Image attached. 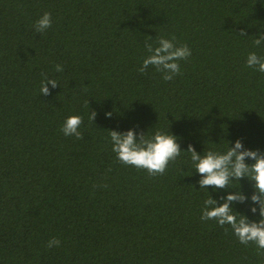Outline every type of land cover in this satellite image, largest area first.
Listing matches in <instances>:
<instances>
[{
  "label": "trees",
  "instance_id": "obj_1",
  "mask_svg": "<svg viewBox=\"0 0 264 264\" xmlns=\"http://www.w3.org/2000/svg\"><path fill=\"white\" fill-rule=\"evenodd\" d=\"M45 12L52 27L37 33ZM261 34L264 0H0V264H264L230 226L200 218L210 194L222 204L240 189L249 199L235 211L258 222L248 179L200 190L190 153L150 177L117 160L108 133L264 154V73L246 65L264 56ZM173 36L192 51L182 74L139 73L148 37ZM45 76L58 82L47 96ZM72 115L82 140L60 131Z\"/></svg>",
  "mask_w": 264,
  "mask_h": 264
},
{
  "label": "clouds",
  "instance_id": "obj_2",
  "mask_svg": "<svg viewBox=\"0 0 264 264\" xmlns=\"http://www.w3.org/2000/svg\"><path fill=\"white\" fill-rule=\"evenodd\" d=\"M35 31L44 33L52 27V14L45 12L36 22ZM246 32H242L241 36H246ZM151 37L145 41V48L148 55L143 58L141 66L138 68L139 73L146 74L150 67H154L157 72L162 74L165 82L173 81L178 75H181L180 61H188L192 56L190 47L185 44H178L176 38L171 39L160 37L153 46L149 41ZM256 47L264 44V34L253 41ZM249 68H253L260 73H264V56H258L256 52L249 53L246 61ZM57 72H63L62 65H56ZM53 88L58 86L55 79H49L47 76L40 86L41 95H50L48 85ZM89 104V101L87 102ZM111 117V113L107 114ZM97 113L91 111L89 120L94 122ZM84 123L83 116H69L60 131L66 137H74L76 140L83 139V133L80 131ZM112 151L116 154L117 160L126 166H132L137 169L146 170L150 177L164 175L170 163H174L182 153H190V159L194 166L195 172L202 177L198 183L200 190H206L209 186L213 190L229 191V185L233 181L248 179L254 188V194L251 196V202L257 207H252L251 212L256 214L259 211L261 219L250 221L247 216L237 213L233 207L237 203H246L248 197L240 190H235V194H228L221 197L222 204L212 198L211 194L208 199L203 202L202 221H216L220 227L230 226L238 241L248 246L255 244L257 254L264 255V154L259 150H246L241 140L235 142L234 147L231 146L225 152L208 150L203 155L198 154L192 145L186 152L181 151L178 138L173 134L156 130L151 136L148 133H141L137 137L136 131L129 130L123 134L117 131H108ZM251 159L253 164L249 165L245 161ZM208 192V191H207ZM209 193V192H208ZM61 241L53 238L48 241L47 247H59Z\"/></svg>",
  "mask_w": 264,
  "mask_h": 264
}]
</instances>
